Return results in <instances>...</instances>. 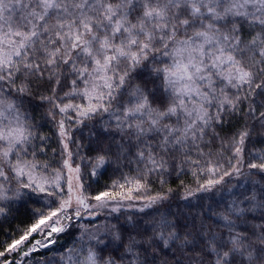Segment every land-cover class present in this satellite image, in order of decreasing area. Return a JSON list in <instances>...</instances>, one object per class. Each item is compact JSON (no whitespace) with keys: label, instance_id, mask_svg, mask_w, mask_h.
I'll return each mask as SVG.
<instances>
[{"label":"snow or ice","instance_id":"snow-or-ice-1","mask_svg":"<svg viewBox=\"0 0 264 264\" xmlns=\"http://www.w3.org/2000/svg\"><path fill=\"white\" fill-rule=\"evenodd\" d=\"M141 70L148 75L143 87L133 83ZM62 75L71 84L65 96L80 95L88 103L58 102L61 98L53 89V95L40 97L48 101L49 115L55 118L52 109L65 114L73 109L83 123L107 113L124 141L118 153H128L124 159L129 163L134 156L137 164L136 177H125L123 183L113 185L119 192L102 191L90 197L97 202L96 207L107 208L112 201L133 199V192H147L153 174L162 181L169 168L175 171L188 166L194 176L204 175L191 190L192 195L211 191L223 184L225 177L260 175L264 180V150L245 159L248 130L212 147L218 138L215 126L223 123L226 113L246 107L249 118L264 127V0H0V201L19 199L21 189L57 195L61 201L46 214H34L33 222L19 237H10L11 242L3 245L0 257L21 251L27 257L37 251V245L55 244L53 234L67 228L63 220L71 221L80 216L81 209L92 208L83 194L79 166L73 168L69 163L71 152L61 161L68 173L77 174L75 193L72 177L67 179V198L56 192L61 188L60 171L52 182L35 174L39 165L27 159L37 151L35 130L25 122L18 105L8 99L13 94L17 98L32 95L35 81L47 79L58 85ZM58 128L60 137L67 139L63 120ZM209 134L212 139H208ZM67 148L64 143L63 149ZM111 155L110 149L100 148L88 174L96 176ZM173 159L177 163L169 164ZM242 195V200L232 202L229 215L244 221L247 213L259 209L264 216V184ZM166 198L149 196L146 207ZM111 211L118 212L119 207ZM4 214L5 206H0V215ZM172 215H162L152 225L150 235L148 229L137 231V236L146 237L143 240L129 235L122 247L133 257V264H149L141 256L150 250L163 251L174 241L193 252L200 247L196 238L202 234L181 235L180 217L169 219ZM229 215L222 217L229 227V238L213 235L203 241L201 252L213 254V264H264V224L249 235L246 229L237 231L236 221ZM33 233L47 237V243L33 240L24 250L18 249ZM121 240L119 231H114L112 241ZM80 264H123V256L104 259L89 248ZM189 264L203 261L193 258Z\"/></svg>","mask_w":264,"mask_h":264},{"label":"trees","instance_id":"trees-1","mask_svg":"<svg viewBox=\"0 0 264 264\" xmlns=\"http://www.w3.org/2000/svg\"><path fill=\"white\" fill-rule=\"evenodd\" d=\"M244 37L247 36V29L242 30ZM141 75L133 82L142 87L148 80L147 72L141 70ZM136 75V74H134ZM77 84L82 88L83 85L77 81ZM152 87L151 83L147 85ZM127 88V86H126ZM32 95L21 96L17 98L15 94L8 97L15 102L20 111L25 115L27 124L34 128V135L37 139L34 140V146L37 147L35 156H30L38 165H47V169L52 171L60 169V151L62 144L60 142L57 124L49 115L50 105L47 100H42L41 94L44 96L55 95L66 102L79 103L85 105L87 99L80 95L65 96L66 92L71 90L70 80H66L62 75L60 83L57 85L54 81L45 79L43 82L35 81L32 85ZM127 100V96H125ZM115 107V105H114ZM77 120L74 125L73 147L79 157L82 158L86 170L83 173L84 193L87 198L96 195L102 191L119 192V188H114L116 182H124V178L132 179L137 176V164L135 157H132V163L124 159L128 153H118L119 144L124 143L120 140V134L117 133L114 122H109L108 114H97L93 119H85L83 123H79L80 117L74 115ZM216 133L218 138L213 143L212 147L216 148L220 140L228 141L238 136L244 130L249 131V137L246 138L244 145L245 159H251L253 155L259 154L264 150V127L258 120L249 118L247 108L242 107L239 112L226 113L223 123L216 125ZM43 137L41 141L39 138ZM208 139H212L209 134ZM201 147H204L201 144ZM111 150L110 162L103 168L98 170L96 176H91L90 164L95 163V159L99 154V149ZM42 149V150H41ZM120 155V159H117ZM195 155V153H194ZM175 159L170 160L169 164H175ZM248 169L245 168V173ZM15 175V173H11ZM248 179L247 188L243 189L240 186V181ZM26 179V177H25ZM204 180V175L199 177L194 176L192 168L185 166L183 170L173 171L168 169L163 175V180L157 178L156 174L151 177V183L147 192H133V199H125L123 201H112L108 208L119 207L118 212L111 213V231L109 238L104 239L107 245L96 247L99 256L108 258L110 256L119 259L123 256V264H133V257L125 254L124 247L126 246L129 235L135 236L137 240H143L146 237L137 236L136 232H144L148 229V235L151 234V227L158 222L162 215H167L171 212L173 215L169 219L175 220L177 216L180 219L177 223L180 224L178 232L184 235L187 232L201 233L198 236L197 243L200 247L195 252L189 251L187 247L181 248L177 242H172L169 248L163 251H149L141 256V260L147 258L149 264L155 260V264H189V260L196 258L203 261V264H213L214 255L207 252H201L204 248L203 241H206L211 236H216L219 239L227 240L230 232L224 215H229V209L232 207V202H239L243 199L242 193H251L254 190L260 189V184H264L260 175H244L238 177H225V181L221 185H217L211 191L203 192L196 191L194 195L191 190H195L199 182ZM254 181H260V184H255ZM16 185V181H12V186ZM172 188V192L167 189ZM22 196L19 199L0 201V206H5V214L0 215V251H5L4 244L10 243V237L18 238L22 230L29 226L34 219V214L47 213L50 208L57 207L56 195L47 196L46 193H33L28 189H21ZM127 192V188L125 189ZM166 196L167 198L152 204L149 207V196ZM187 196V199L185 197ZM117 200L119 198L117 197ZM55 201V204L53 203ZM244 205H241L243 207ZM144 208L143 211H140ZM229 219L236 221V230H247L249 235L253 228L258 230V226L264 224V216L261 215V210L257 209L254 212H249L244 217V221L235 215H229ZM246 221V222H245ZM187 225V227H185ZM119 231L122 240L120 242L112 241V233ZM36 235L31 237L34 240ZM147 247V245H144ZM9 253L6 252L5 257H0V261L7 259ZM239 259V258H238Z\"/></svg>","mask_w":264,"mask_h":264},{"label":"rangeland","instance_id":"rangeland-1","mask_svg":"<svg viewBox=\"0 0 264 264\" xmlns=\"http://www.w3.org/2000/svg\"><path fill=\"white\" fill-rule=\"evenodd\" d=\"M74 96V95H72ZM9 99V98H8ZM11 100V99H9ZM63 103H68L66 101H58ZM72 104H79L74 102H69ZM88 101L86 102V104ZM85 104V105H86ZM20 110V109H19ZM53 112L56 113L55 118H52L55 123L57 124V131L60 142L62 144L60 155V163L63 159L67 157V153L71 152L72 157L69 160V163L72 165L73 168L79 166L80 168V177L81 182L83 183V176L82 172L84 173L86 170V166L81 157H79L78 153L74 150L73 147V135H74V125L76 123V119L74 115H76L73 109H69L68 112L59 113L58 110L52 109ZM21 112V111H20ZM22 113V112H21ZM23 114V113H22ZM52 117V116H51ZM23 118L27 123L26 117L23 114ZM63 120L65 124V129L68 134V138H61L59 135V128L58 124L59 121ZM67 143L68 148L65 150L63 149V144ZM63 153V154H62ZM28 160H32L31 157H27ZM39 165L35 170V174L39 176H46L49 182L54 181L55 175L57 171H60V185L61 188L57 189L56 192L58 195L64 196L67 198L68 196V188H67V179L69 175L72 177V184H73V192H76V173H68L67 168H62L61 164L59 167L60 169H54L49 171L48 169H44ZM100 170V169H99ZM91 171V168H90ZM249 183L248 179H243L240 181V186L243 189L247 188V184ZM84 185V184H83ZM45 187L47 188L48 185L46 184ZM240 194H244L241 191H238ZM85 196V193H83ZM251 194V193H248ZM243 196V195H242ZM86 197V196H85ZM87 198V197H86ZM57 205L61 202L56 195ZM86 202L92 205L90 211H85L81 209V214L79 217H73L71 221L63 220L62 224H66L67 228L64 232L53 234L52 239L56 240L55 244H51L48 247H42L37 245V251L31 252V254L27 257L22 255V251L20 253L12 252L9 253L7 259H3L0 261V264H5V261H12L14 264H80L83 261L84 257L87 254V250L92 248L99 256L100 252L96 249V247L100 245H107L106 241L103 244H98L96 239L93 237H99V239L104 240L109 238V232L111 231V208H98L96 207L97 202L95 200L86 199ZM111 205V203L109 204ZM76 207V200L75 196L72 197V208ZM55 219V218H54ZM50 223V221H49ZM36 235L34 240H40L41 244L47 243L48 238L44 235H37V233H33L28 240L24 242L22 245H18V249L24 250L28 244H30L33 240L31 237ZM30 251V249H29ZM71 257V259H69ZM107 259V258H105Z\"/></svg>","mask_w":264,"mask_h":264}]
</instances>
